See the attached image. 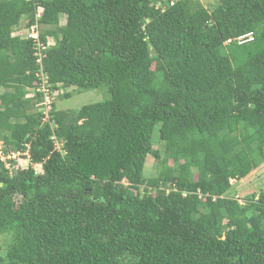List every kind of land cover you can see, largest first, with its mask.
Here are the masks:
<instances>
[{"label": "trees", "instance_id": "obj_1", "mask_svg": "<svg viewBox=\"0 0 264 264\" xmlns=\"http://www.w3.org/2000/svg\"><path fill=\"white\" fill-rule=\"evenodd\" d=\"M36 22L56 88L110 95L54 131ZM0 141L44 168L0 161V264H264V189L230 195L264 162V0H0Z\"/></svg>", "mask_w": 264, "mask_h": 264}, {"label": "built area", "instance_id": "obj_2", "mask_svg": "<svg viewBox=\"0 0 264 264\" xmlns=\"http://www.w3.org/2000/svg\"><path fill=\"white\" fill-rule=\"evenodd\" d=\"M43 9L39 7L37 10V20L42 16ZM20 29L14 30L15 35H20L24 38H31L34 40V56L36 57V62L40 66V69L36 72L37 77L39 78L36 82V86L31 88L30 97H36L37 93H40V99L36 103V107L39 112L42 113V120L45 123H49L52 130L58 126L55 120L53 119L52 111L54 105L56 104V98L58 96L64 95L68 90L59 87L56 88L53 83L50 81L48 72H46L44 67V58L46 56L45 51L54 45L55 41L52 38H48L47 42L41 40L42 30L40 29V24L38 22L34 23L29 29ZM254 40V33L249 32L244 34L236 39L238 44H244ZM232 39H229L226 43H230ZM51 139L54 140L55 148L58 150L62 149V142L58 140L56 134L51 136ZM30 145H27L25 150L19 149L14 150L8 146L5 142H0V161H2L7 169L11 172L13 169L24 168L31 165L36 173H44L43 163H32L30 155ZM236 178H231L230 182L233 184L236 181ZM127 184V183H126ZM199 196L203 198V193L198 191ZM206 196V195H205ZM216 197H214L215 199ZM241 204H244V200L239 199Z\"/></svg>", "mask_w": 264, "mask_h": 264}, {"label": "rangeland", "instance_id": "obj_3", "mask_svg": "<svg viewBox=\"0 0 264 264\" xmlns=\"http://www.w3.org/2000/svg\"><path fill=\"white\" fill-rule=\"evenodd\" d=\"M208 9L213 10L217 5L219 0H200ZM65 21V17L63 18ZM21 31L22 28H18ZM71 92L70 97H64L63 95L56 98V106L60 110H74L77 111L87 104H92L100 102L109 98V93L102 89L93 90H80L75 87L68 88ZM158 128V127H157ZM154 146L163 151L162 142L159 140L158 129L155 131L154 136ZM4 142V141H0ZM172 163V161H170ZM160 169V164L150 156L147 160L145 174L147 176L157 175ZM13 169L12 172H15ZM127 183V181H124ZM264 189V162L256 169H254L246 178L240 181H234L230 195L236 199H244L246 195L258 192ZM244 202V201H243ZM4 240L0 237V252L1 246L3 247Z\"/></svg>", "mask_w": 264, "mask_h": 264}, {"label": "bare ground", "instance_id": "obj_4", "mask_svg": "<svg viewBox=\"0 0 264 264\" xmlns=\"http://www.w3.org/2000/svg\"><path fill=\"white\" fill-rule=\"evenodd\" d=\"M230 43H232V42H230ZM230 43H229V44H230Z\"/></svg>", "mask_w": 264, "mask_h": 264}, {"label": "crops", "instance_id": "obj_5", "mask_svg": "<svg viewBox=\"0 0 264 264\" xmlns=\"http://www.w3.org/2000/svg\"><path fill=\"white\" fill-rule=\"evenodd\" d=\"M237 181H240V180H237Z\"/></svg>", "mask_w": 264, "mask_h": 264}]
</instances>
